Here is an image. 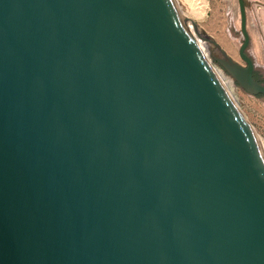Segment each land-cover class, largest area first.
Segmentation results:
<instances>
[{
	"label": "water",
	"instance_id": "1",
	"mask_svg": "<svg viewBox=\"0 0 264 264\" xmlns=\"http://www.w3.org/2000/svg\"><path fill=\"white\" fill-rule=\"evenodd\" d=\"M260 144L175 0H0V264H264Z\"/></svg>",
	"mask_w": 264,
	"mask_h": 264
},
{
	"label": "rangeland",
	"instance_id": "2",
	"mask_svg": "<svg viewBox=\"0 0 264 264\" xmlns=\"http://www.w3.org/2000/svg\"><path fill=\"white\" fill-rule=\"evenodd\" d=\"M186 20L203 29L207 35L234 59L241 61L238 46L242 40L237 0H175ZM247 30L250 41L247 52L252 57L257 75L264 79V0H246ZM211 64L232 81L231 94L253 132L264 148V95L242 89L209 54L206 41L195 34ZM233 87V88H232Z\"/></svg>",
	"mask_w": 264,
	"mask_h": 264
},
{
	"label": "bare ground",
	"instance_id": "3",
	"mask_svg": "<svg viewBox=\"0 0 264 264\" xmlns=\"http://www.w3.org/2000/svg\"><path fill=\"white\" fill-rule=\"evenodd\" d=\"M185 20H186V18H185ZM187 21V20H186ZM187 23H188V26H189V28L191 29V31L193 32V34L195 35V34H197V33H200V37H202L205 41H206V43H207V45L209 46V41H208V39L206 38V33H205V35L201 32V30L197 27V26H194L192 23H190V22H188L187 21ZM195 37H196V35H195ZM199 42V41H198ZM199 44H200V42H199ZM201 45V44H200ZM202 47V46H201ZM203 48V47H202ZM204 50V49H203ZM205 51V50H204ZM215 70H216V72H217V74L219 75V77H220V79L222 80V82L224 83V85L226 86V88L228 89V91L231 93V85L233 84L232 83V81L230 80V79H228L226 76H225V74L223 73V72H221V71H219L218 69H216L215 68ZM233 88V87H232ZM232 95V94H231ZM261 145V144H260ZM263 148V147H262ZM263 150H264V148H263Z\"/></svg>",
	"mask_w": 264,
	"mask_h": 264
},
{
	"label": "flooded vegetation",
	"instance_id": "4",
	"mask_svg": "<svg viewBox=\"0 0 264 264\" xmlns=\"http://www.w3.org/2000/svg\"><path fill=\"white\" fill-rule=\"evenodd\" d=\"M254 75H255V77H256L257 79H259V80H261L262 82H264V79L261 78V77H259V76L257 75V72H256L255 69H254Z\"/></svg>",
	"mask_w": 264,
	"mask_h": 264
}]
</instances>
